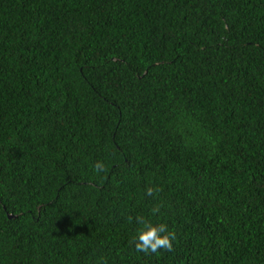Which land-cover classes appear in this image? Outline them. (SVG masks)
<instances>
[{"label": "trees", "instance_id": "16d2710c", "mask_svg": "<svg viewBox=\"0 0 264 264\" xmlns=\"http://www.w3.org/2000/svg\"><path fill=\"white\" fill-rule=\"evenodd\" d=\"M0 264H264V0H0Z\"/></svg>", "mask_w": 264, "mask_h": 264}, {"label": "clouds", "instance_id": "9594fccd", "mask_svg": "<svg viewBox=\"0 0 264 264\" xmlns=\"http://www.w3.org/2000/svg\"><path fill=\"white\" fill-rule=\"evenodd\" d=\"M105 168L102 162H97L94 166V170L99 173ZM158 187L149 186L146 189V195L153 196L158 194ZM136 222L142 227L138 230L136 237L134 238L135 250L138 253L144 254H156L161 249L172 251L173 241L177 239L175 230H169L165 223H153L151 220H147L143 217L137 216ZM129 222H132L133 217H128Z\"/></svg>", "mask_w": 264, "mask_h": 264}, {"label": "water", "instance_id": "95a60500", "mask_svg": "<svg viewBox=\"0 0 264 264\" xmlns=\"http://www.w3.org/2000/svg\"><path fill=\"white\" fill-rule=\"evenodd\" d=\"M13 214L9 213L8 216H12Z\"/></svg>", "mask_w": 264, "mask_h": 264}]
</instances>
